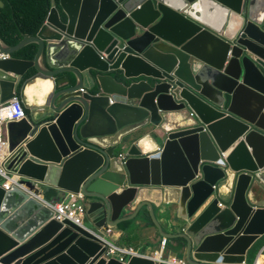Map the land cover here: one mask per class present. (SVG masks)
Instances as JSON below:
<instances>
[{"label":"water","instance_id":"95a60500","mask_svg":"<svg viewBox=\"0 0 264 264\" xmlns=\"http://www.w3.org/2000/svg\"><path fill=\"white\" fill-rule=\"evenodd\" d=\"M4 1L22 40L0 39L1 100L18 93L28 111L7 124L21 149L9 168L45 202L82 192L89 207L82 226L58 222L29 191L0 187V264H123L103 257V229L147 212L188 264H245L264 237V0H59L48 13L45 0L30 34ZM29 44L33 60L12 57Z\"/></svg>","mask_w":264,"mask_h":264},{"label":"built area","instance_id":"2783aa9c","mask_svg":"<svg viewBox=\"0 0 264 264\" xmlns=\"http://www.w3.org/2000/svg\"><path fill=\"white\" fill-rule=\"evenodd\" d=\"M8 59H10V56L0 51V61H5ZM81 91L84 92L85 90L81 89ZM190 116H195V114L191 112ZM23 119H27V114L25 113L18 94L14 92L13 97L9 98L8 100L2 101L0 93V187L6 191H9L10 189H12V187H18L30 192L28 188L24 187L25 184L19 181L22 179V177H20L17 173L18 167L13 165L11 168H9L10 163L18 157L21 149L9 151L8 142L6 143V141L4 140V136L6 135L7 137L6 125L8 123L18 122ZM156 152L161 153L162 148H158ZM127 155V151H125V153H120L118 159L122 161L123 164H125L128 158ZM223 157H225V155ZM214 164L222 167L226 166V163L223 159H221V161L214 162ZM230 185L232 189V183ZM35 187L38 190L41 189V185L39 183H36ZM214 188L216 189L217 187L214 186ZM30 193L36 198L40 199L47 207L54 211L53 218L58 222L69 220L75 225H83V221L87 214V207L85 203L86 198L82 196V192L67 193L62 200L54 203L43 201L41 197L35 192ZM103 232L109 238L113 234V230L110 227L105 228ZM101 239L106 246V252L103 257L107 261L111 259H117L123 264H127L128 257L143 256L151 258L158 263L163 262L165 264H188L187 261L175 257H168L167 259L163 258V254H159V256L158 254L152 256L145 255L138 252L132 247H120L112 242L111 239ZM166 244L167 239L163 238L161 241L162 252L165 250Z\"/></svg>","mask_w":264,"mask_h":264},{"label":"crops","instance_id":"0c3cea01","mask_svg":"<svg viewBox=\"0 0 264 264\" xmlns=\"http://www.w3.org/2000/svg\"><path fill=\"white\" fill-rule=\"evenodd\" d=\"M259 10L264 11V4H261L259 6ZM72 79L75 81V77L72 76ZM146 134H149V132H143V137L146 136ZM150 143L149 149H155L157 146L153 142ZM126 149L120 148L118 150V153H125ZM156 151H151L149 153H154ZM231 184V183H230ZM228 185V188L225 186V191L228 193L231 190V185ZM145 193L142 196V199L148 200V201H155V203H158V192L156 190H152L150 188L145 189ZM63 197L61 194L58 196V200L62 199ZM263 203V202H262ZM146 208L142 209L140 211H145ZM156 212L158 214V223H160L163 227V230L169 234H177L181 231L183 226L172 224L168 218L164 215V213L161 212V210L156 209ZM133 212H129V214H132ZM139 213V214H140ZM126 216V215H124ZM120 225V224H119ZM119 225L117 227H119ZM116 227V228H117ZM105 228H108L107 226ZM165 238L161 235L159 229L155 226L153 219L151 218L149 212L143 214L140 217H137L136 219L132 221H128L122 228L118 230H113V234L110 236V239L112 242H114L116 245L120 247H132L138 252L145 254V255H157L159 251L162 252V246L161 241ZM177 244V240L175 239H168L167 238V244L165 247V255L168 249H173L175 245ZM171 251V250H170ZM168 257L170 258H178L174 256L171 252H168ZM159 256V254H158ZM264 237H262L247 253L246 256V263L245 264H264ZM263 262H262V259ZM184 261H186V256L183 254L181 258ZM254 262V263H253Z\"/></svg>","mask_w":264,"mask_h":264},{"label":"trees","instance_id":"16d2710c","mask_svg":"<svg viewBox=\"0 0 264 264\" xmlns=\"http://www.w3.org/2000/svg\"><path fill=\"white\" fill-rule=\"evenodd\" d=\"M1 1L3 6L0 7V39L8 46H15L22 40V35L18 32L11 20V12L7 4L4 0ZM58 1L59 0H46L47 13L51 8L52 3L54 2V4L57 5ZM6 2L10 5L14 21L21 32L24 34H30L39 26L45 14V0H6ZM39 28L31 35H34ZM36 51L37 46L35 44H29L15 52L12 57L15 59L31 61L34 58ZM33 74L34 70L30 69L22 79L21 84ZM24 110L27 114L28 111L25 108Z\"/></svg>","mask_w":264,"mask_h":264},{"label":"bare ground","instance_id":"6f19581e","mask_svg":"<svg viewBox=\"0 0 264 264\" xmlns=\"http://www.w3.org/2000/svg\"><path fill=\"white\" fill-rule=\"evenodd\" d=\"M44 91H45V90H44ZM30 92H31V94H35V95H37V96L39 97V95H38V91L35 90V87H31V88H30ZM40 101H41V100H40ZM143 145H144V148H145L146 150L150 148V143H148L147 140H145V141L143 142ZM24 187L27 188L26 185H24Z\"/></svg>","mask_w":264,"mask_h":264},{"label":"rangeland","instance_id":"374dc122","mask_svg":"<svg viewBox=\"0 0 264 264\" xmlns=\"http://www.w3.org/2000/svg\"><path fill=\"white\" fill-rule=\"evenodd\" d=\"M6 130H7V125H6ZM4 140L6 141V143H7V137H6V135L4 136ZM85 203H86V207L88 208L89 206H88V204H89V201H88V199H87V202L85 201ZM171 250V248L170 249H168L167 250V252H166V256H165V258L167 259V256H168V252H171L170 251ZM264 258V257H263ZM262 259V258H261ZM262 262H263V259H262ZM254 263V262H253Z\"/></svg>","mask_w":264,"mask_h":264},{"label":"clouds","instance_id":"9594fccd","mask_svg":"<svg viewBox=\"0 0 264 264\" xmlns=\"http://www.w3.org/2000/svg\"><path fill=\"white\" fill-rule=\"evenodd\" d=\"M10 56V55H9ZM18 94V93H17ZM24 108V107H23ZM62 200V199H61ZM60 201V200H59ZM56 202H58V201H56ZM86 202H87V198H86ZM52 203V202H51ZM87 211H88V208H87ZM54 212V211H53ZM86 217V216H85ZM84 222V221H83ZM109 228V227H108ZM105 229V228H104ZM103 229V230H104ZM167 239V238H166Z\"/></svg>","mask_w":264,"mask_h":264}]
</instances>
